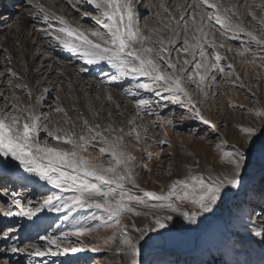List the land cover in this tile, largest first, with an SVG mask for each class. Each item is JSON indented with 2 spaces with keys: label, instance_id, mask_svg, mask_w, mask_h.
<instances>
[{
  "label": "snow or ice",
  "instance_id": "6c2138e0",
  "mask_svg": "<svg viewBox=\"0 0 264 264\" xmlns=\"http://www.w3.org/2000/svg\"><path fill=\"white\" fill-rule=\"evenodd\" d=\"M68 3L78 12L77 4L94 7L96 14L81 13V19L90 17L93 25L87 28L74 25L66 15L50 10L38 0H28L33 9L28 13L29 18L47 25L38 31L52 38L45 41L50 47L76 54L87 65L106 64L113 70L107 74V80L98 85L101 91L94 97L104 103L97 108L91 103L93 97L85 91L91 114L85 116L77 107L79 97L74 95L76 89L69 78L64 99L72 103L65 107L61 96L57 95L52 111L63 119H52L39 111L50 88L45 87L37 94L40 82L31 86L25 76L9 66L13 63L12 56L7 48L2 49L11 96H4V108L0 109V169L16 162L17 171L26 174L19 175V179L42 181L58 191L42 195L38 206H32L33 201L28 200L29 206L24 207L14 198L12 205L19 210L14 212L11 207L0 204V213L33 220L47 209L64 211L63 219L67 220L77 209H93L99 212L101 223L94 227L79 223L69 232L39 235L38 240L46 242L42 247L18 246L15 243L18 237L8 229L0 234V240L7 244L0 251L57 257L77 251L70 237L79 240L81 236L104 229L111 230L104 244L117 258L114 264H145L143 246L164 239L166 231L170 232L174 226L175 217L188 225H197L201 217L214 214L229 196L245 188L246 177L257 162L264 166V108L248 110L258 122L240 127L242 143L230 146L225 140L216 143L215 151L223 165L219 172L211 168L194 172L192 166H188L185 177L174 180L167 191L160 194L140 186V173L136 169H151L143 159L136 162L127 143L133 138L138 146L151 141L148 147H138V150L149 160L154 155L159 158V152L148 149L167 144V131L163 132L165 138L157 140L149 130L166 129L174 124L173 119L160 114L169 103L187 109L191 118L210 124L202 114V106L210 96L217 94L210 91L217 83V73L231 77L235 72L232 63L221 65L222 60L229 58L220 49L225 53L233 52L232 44L227 41L238 40L240 47L235 49L234 56L243 58L248 54L252 57L241 63L256 64L257 57L264 61V2L253 5L248 0H237L236 4L228 6L221 0H191L190 3L184 0L176 3L173 11L166 0H160L158 5L149 6L150 11L155 9L150 18L158 26L147 30L140 27L136 0H68ZM254 8L259 10V15ZM249 18L261 26L259 34L247 26ZM257 66L264 69V63ZM57 71L60 76L66 75L62 70ZM87 71L85 67L76 70L77 75ZM128 78L130 87L123 88L122 95L134 107L135 114L131 116L108 86ZM239 80L241 77L236 74L231 83L235 86V81ZM190 86L199 94L195 99ZM51 87L62 91L64 85L57 83ZM17 90L27 97V104ZM142 92L151 93L157 99L143 98ZM105 104L112 106L106 113ZM71 112L76 113L75 119ZM153 116L156 119L143 123L145 117ZM117 117L121 118L119 125ZM211 129L218 131L214 124ZM50 141L60 146L53 147ZM196 166H200L199 161ZM136 217L146 219L137 224ZM125 218L131 223H124ZM251 235L264 244V228L251 230ZM81 246L87 247L82 243ZM3 264L10 262L5 260Z\"/></svg>",
  "mask_w": 264,
  "mask_h": 264
},
{
  "label": "rangeland",
  "instance_id": "374dc122",
  "mask_svg": "<svg viewBox=\"0 0 264 264\" xmlns=\"http://www.w3.org/2000/svg\"><path fill=\"white\" fill-rule=\"evenodd\" d=\"M15 1L12 8L0 9V26L8 27V34L15 27V24L14 20L5 17L6 14H8L7 16L11 13L15 15L19 11L15 6L20 8L25 6L24 10L26 12L33 10L28 4V0ZM56 1L58 2L55 4L58 5L51 4L47 8L54 11L53 7H56L57 10L64 7L69 13V16L66 17L74 25L86 28L93 25L90 17L81 19V13L89 11L96 14L94 7L87 4H77V8L80 9L78 12L71 7L68 0ZM159 2L160 0H136L137 8L140 9L138 12L142 30L158 26L150 18L149 5L150 3L158 5ZM188 2L190 3L191 0H188ZM262 2L264 0H248V3L253 5ZM176 3H182V1L172 0L167 4L175 11L174 5ZM221 3L231 6L236 4L237 0H221ZM139 6H143L142 9ZM254 10L257 11L258 15L260 14L258 9L254 8ZM247 26L259 34L261 26L255 21H251L249 18ZM36 27V32L42 38L41 41L39 40L40 42L34 36L35 29L32 31L30 26H28L29 30H26V34L31 32L32 36L30 35V38L32 37L31 41L34 48L39 45L38 49H42L40 51L34 49V53L42 57L46 56L48 60L52 61L54 71L57 68H65L66 66H72L76 70L85 67L88 71L80 73V76L86 82L91 80L95 86L100 85L102 81H106L107 74L113 71L106 64L87 65L76 54L65 51L60 47H50L49 43L45 41L52 40V38L45 37L38 31L47 27V25H37ZM52 42L55 43V41ZM227 43H231L233 46V52H229L231 56L229 57L231 63L234 61L235 72L231 77L217 73V83L213 84L210 89V91L217 94L210 96L202 106V114L210 121L209 125L202 123L199 119L191 118V113L178 104L169 103L160 114L173 119L174 124L166 126V129L150 128L149 130L150 133L155 134L157 140L165 138L163 132L167 131V144L161 147H149L148 149L153 153L159 152V158L154 155L149 160L145 153L138 150V147H148L151 141L141 146L137 145L134 138L127 141L128 150L136 156V162L139 163L143 159L151 169V171L143 168L136 169L140 173V186L145 190L155 191L158 194L166 192L170 183L185 177L188 166H192L194 172H200L205 168H211L219 172L223 165L220 164L219 154L215 151L216 143L221 140H225L229 146L237 142L242 143L243 133L240 131V127L248 123L258 122V118L249 115L248 110L264 108V69L252 64L240 66V59L238 60V56H234L235 49L240 47V41H227ZM3 48L5 47L0 46V79L2 78V81L0 80V92L3 94L0 95V109L4 108V96H11V90L8 88V76L5 73L6 62ZM245 57L252 59L248 54ZM257 60L264 63L258 57ZM227 63H229L228 60L221 61L222 66ZM33 69L39 68L34 66ZM236 74L240 75L241 80L235 81V86H233L231 82ZM55 77L58 78L59 75H55ZM42 83L40 89L46 87V84ZM130 83V78H128L108 86L124 97L122 89L130 87ZM241 84L244 87H240ZM190 90L194 91L195 99L199 94L195 93L194 86H190ZM19 91L17 90V94L23 97V103H28L27 97L22 92L21 94L18 93ZM51 94L46 93L44 95L39 111L45 115H50L52 119L62 120V116L52 111L57 101ZM141 95L146 99H157L151 93L142 92ZM129 105L132 106L130 114L134 115V107L132 104ZM109 106L110 104L104 105L106 112L110 110ZM70 115L73 118L76 117L75 112H71ZM150 119L154 120L156 118L155 116L145 117L143 122L148 124ZM116 123L119 125L121 118L117 117ZM211 124H214L218 131L213 132ZM41 143H43V140H41ZM50 143L53 147L60 146L55 141H50ZM195 146L199 148L198 151L195 150ZM197 161L200 162L199 167L196 166ZM104 163L107 164V159H104ZM9 170L13 171L12 169ZM14 171L15 174L18 173V176L26 175L18 172L16 167H14ZM13 177L6 176L1 179L0 186L3 187L0 188V204L11 207L14 212L19 210L12 205L14 198L19 199L24 207L29 206L27 205L28 200L33 201L32 206H38L37 202L40 201L42 195H46L50 191H58L51 189L42 181L21 180L16 177L14 178L16 182H14ZM134 191L140 194L138 189H134ZM63 195H71V193H63ZM261 209H264V166L257 162L255 167L249 171L245 180V188L242 191L229 196L214 214H206L207 218L201 217L197 225H188L180 217H175L174 226L170 232L166 231L164 239H156L151 242L150 246H143L146 250L142 255V259L145 260V264H264V244L251 235V230L264 228V215H261ZM65 215L64 211L50 212L45 209L41 214L38 213L33 220H28L21 216L6 217L3 213H0V234L12 229V235L18 237L15 241L18 246L31 247L35 244L42 247L46 242L38 240L39 235L48 233L59 235L61 232L72 231L73 226L79 223L92 227L101 223L99 212L93 209H77L68 216L67 220L63 219ZM145 219L144 217H136L135 221L137 224H141ZM250 221H254V223ZM123 222L131 223L127 218ZM109 235H111V230L101 229L92 234L81 236L79 240H77V237L72 236L70 239L75 242L74 246L77 251L57 257L46 256L41 258L30 256L27 253L0 251V264H3L5 260H8L10 264H45V262L46 264H114L117 258L104 244V239ZM81 243L87 247H82ZM6 247L7 244L0 240V250Z\"/></svg>",
  "mask_w": 264,
  "mask_h": 264
},
{
  "label": "bare ground",
  "instance_id": "6f19581e",
  "mask_svg": "<svg viewBox=\"0 0 264 264\" xmlns=\"http://www.w3.org/2000/svg\"><path fill=\"white\" fill-rule=\"evenodd\" d=\"M170 1H172V0H166V3H170ZM181 1H182V3L184 2V0H181ZM38 2L45 5V7H47L48 5L55 4L58 1H56V0H38ZM150 4H152V3H150ZM55 5H58V4H55ZM141 7H143V6H139V8H141ZM15 8L19 10L15 15H13L11 13V14H9V16H7L8 14H6V16H5L9 20H14L15 27L11 30L10 34H8V31H9L8 27L0 26V40H1L0 46H4L5 48H7L8 53L12 56L13 63L10 66L14 67V69L16 71H18L21 75L25 76L27 78L28 83L31 86L35 87L37 85V81L40 82L39 87L37 88V94L39 93L40 90H42V89H40V84H43L42 82H44L46 84V87L50 88V91L48 92V94L52 93L51 96H54V97H56L57 95H60L61 99L63 100V104L65 107H67L68 105H70L72 103L71 100L64 99L65 92H67V90H68V82H69V78H70L72 81L73 87L76 89V92L74 93V95L79 97L77 107L80 109L81 112L84 113L85 116L90 117L91 114L88 111L89 96L93 97V99L91 100V103L95 104L97 108H99L101 106V104L104 103L102 100H95L94 99L95 95H97L98 92L101 91L100 89H97L98 85L95 86L91 80H89V82H86V80H84V78H82L80 76V74L77 75L76 69L72 66L71 67L66 66L65 68L54 67V68L62 70L66 73L65 76L59 75L58 78L55 77V75H58L57 74L58 71H57V69H56V71L53 70V66H54L53 62L48 60L46 56L42 57V56L36 55L34 53V51H35L34 49H37V51L38 50L40 51L42 49H38L39 45L37 46V48H34L33 42L31 41L32 37L30 38L31 32L30 33L28 32V34H26V30H29L28 26H30L32 28V31H33V29H35V31L33 33H34V36L36 37L37 41H39V40L41 41L42 38L36 32V28H37L36 26L37 25L44 26L45 24H43L42 22H37V21H33L32 19H30L29 15H28L30 10L26 12V10H24L25 6L23 8L15 6ZM7 9H8V7L5 6L4 10H7ZM53 10L58 14H64L66 16H69L68 11L65 10L64 7L60 8L59 10H57L56 7H53ZM151 11H155V9H151ZM17 29H19V31H17ZM251 30H253V29H251ZM220 51L228 56V58H229L228 61H229V63H231V61H230L231 56L229 55V52L225 53L224 49H220ZM237 59L238 60L240 59V61L251 60L248 57H243V58L238 57ZM232 64L234 65V61L232 62ZM243 64H245V63L240 62L239 65L241 66ZM259 64H260V62L258 60H256V64H252V65L257 66ZM49 65L52 66L51 69L49 68ZM34 66H37L39 68V71H36L37 69L34 70L33 69ZM243 66H245V65H243ZM252 67H249V68H252ZM253 69H254V67H253ZM57 83H62L64 85V88L62 91H58V89L56 87H51V85H54ZM4 91H5V89H4ZM85 91H87L89 96L85 95ZM112 91H113V95L118 100H120L122 102V107H124L128 110V115L131 116L130 112L132 110V108H131L132 106L129 105V103L126 102L125 97H122L118 92L115 91V89H112ZM18 93L21 94L20 91ZM25 104H27V103L25 102ZM109 107L111 110L112 106L110 105ZM104 112L106 113L105 110H104ZM73 119H75V117ZM143 123L147 124V122L146 123L143 122ZM195 150L198 151L199 148L195 146ZM15 164H16V162H11V167L7 168L8 170L9 169L13 170V171L9 170V172H10L9 175H7V173L0 172V182L1 183H2L1 179L3 177H6V175L12 176V177L14 176L13 179L16 177L18 179V175H17L18 173L15 174V171H14ZM14 181H15V179H14Z\"/></svg>",
  "mask_w": 264,
  "mask_h": 264
}]
</instances>
